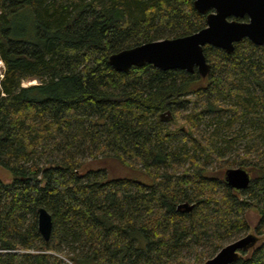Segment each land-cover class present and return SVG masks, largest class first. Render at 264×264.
Wrapping results in <instances>:
<instances>
[{
	"label": "trees",
	"instance_id": "16d2710c",
	"mask_svg": "<svg viewBox=\"0 0 264 264\" xmlns=\"http://www.w3.org/2000/svg\"><path fill=\"white\" fill-rule=\"evenodd\" d=\"M205 21L193 0H0V264H205L251 228L231 264H264V44L205 45V76L108 63ZM104 158L140 174L85 166ZM236 164L242 190L220 168Z\"/></svg>",
	"mask_w": 264,
	"mask_h": 264
},
{
	"label": "water",
	"instance_id": "95a60500",
	"mask_svg": "<svg viewBox=\"0 0 264 264\" xmlns=\"http://www.w3.org/2000/svg\"><path fill=\"white\" fill-rule=\"evenodd\" d=\"M193 7L206 15V24L198 31L123 48L111 53L108 63L119 72L148 63L161 70L178 68L192 72L196 69L205 76L211 69L203 51L205 45L231 54L234 43L243 38L255 45L264 44V0H193ZM244 17L247 19L242 20ZM159 118L167 122L172 118L171 110L159 113ZM223 179L229 187L242 190L249 185L251 176L243 167H228ZM193 206V203L182 202L177 208L190 211ZM36 215L38 232L48 241L53 227L52 215L44 206L37 207ZM256 240L253 233H246L222 246L205 264H231L241 250L250 248Z\"/></svg>",
	"mask_w": 264,
	"mask_h": 264
},
{
	"label": "rangeland",
	"instance_id": "374dc122",
	"mask_svg": "<svg viewBox=\"0 0 264 264\" xmlns=\"http://www.w3.org/2000/svg\"><path fill=\"white\" fill-rule=\"evenodd\" d=\"M241 19L245 20L243 18H241ZM31 83H35V80L25 81L23 84L27 85V84H31ZM85 166L86 167H105L108 170V173L110 176H131L134 174H140L138 171L134 172V171L130 170L129 168L123 166L118 161H116L112 158H104L102 160H100V159L99 160H89L88 159V161H85ZM236 166H237V164L233 165V166H223L220 168L222 171H224V169H226L227 167H236ZM0 179H2L3 181H8L10 179V172L3 167H0ZM246 217H247V220H248L250 227H253V225L257 221L258 213L255 209L251 208V209L247 210ZM251 229L247 230L248 232H245V233H252ZM245 233H242L241 236L244 235ZM228 242H230V241H228ZM228 242L224 243V245L227 244Z\"/></svg>",
	"mask_w": 264,
	"mask_h": 264
},
{
	"label": "built area",
	"instance_id": "2783aa9c",
	"mask_svg": "<svg viewBox=\"0 0 264 264\" xmlns=\"http://www.w3.org/2000/svg\"><path fill=\"white\" fill-rule=\"evenodd\" d=\"M2 69H3V64H2V62L0 61V78L2 77Z\"/></svg>",
	"mask_w": 264,
	"mask_h": 264
}]
</instances>
